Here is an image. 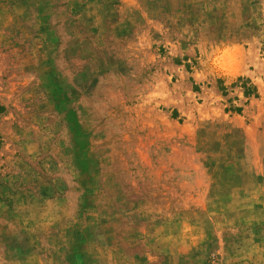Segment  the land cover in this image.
<instances>
[{
    "label": "rangeland",
    "instance_id": "obj_1",
    "mask_svg": "<svg viewBox=\"0 0 264 264\" xmlns=\"http://www.w3.org/2000/svg\"><path fill=\"white\" fill-rule=\"evenodd\" d=\"M0 264H264V0H0Z\"/></svg>",
    "mask_w": 264,
    "mask_h": 264
}]
</instances>
